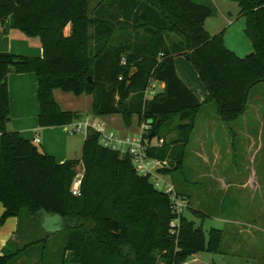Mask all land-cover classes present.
<instances>
[{"label": "trees", "instance_id": "trees-1", "mask_svg": "<svg viewBox=\"0 0 264 264\" xmlns=\"http://www.w3.org/2000/svg\"><path fill=\"white\" fill-rule=\"evenodd\" d=\"M231 1L251 44L244 55L226 46L224 28L213 34L205 29V18L214 13L205 2L100 0L90 12L88 0H0V23L10 17L13 28L37 36L42 48L40 57L0 51V223L27 214L41 225L47 214L65 224L20 248H5L0 264H9L34 244L40 248L39 261L46 264L47 242L56 232L62 234V251L69 250L78 264H181L198 251H219L222 229L210 227L205 233L184 213L174 239L167 194L154 187L149 174L135 170L130 154L103 146L97 131L85 134L79 158L58 163L10 130L7 76L35 73L39 126L81 118L59 106L54 88L91 94L95 116L119 113L128 125L136 114L163 140L149 144L147 156L171 165L163 173L178 170L200 108L212 101L222 120L233 121L245 111L250 89L264 82V0ZM176 55L190 61L202 80L207 91L202 100L178 76ZM153 81L163 88L145 98ZM173 117L177 138L164 142L160 132ZM262 130L264 135V113ZM78 163L83 166L80 194L73 195L70 185ZM255 264H264V252Z\"/></svg>", "mask_w": 264, "mask_h": 264}, {"label": "rangeland", "instance_id": "rangeland-1", "mask_svg": "<svg viewBox=\"0 0 264 264\" xmlns=\"http://www.w3.org/2000/svg\"><path fill=\"white\" fill-rule=\"evenodd\" d=\"M195 1L201 2L200 0ZM98 2L99 0H88L90 12ZM204 2L208 3V1ZM225 3L226 6H224V8L228 11L224 14L219 11L221 8L218 9L212 3H208L212 4L214 8V13L209 16L205 22V26L212 32L211 34H213L216 30H221L224 27L226 28V25L228 24V16L231 18V21L235 22L236 20V13L234 11L236 6L235 2L227 0ZM235 27L236 25H233V27L230 28V31ZM190 65L197 83V72L191 63ZM198 81H200L201 84L203 83L200 78H198ZM157 87L158 86H156V88ZM263 113L264 82H259L250 89L245 111L233 121L222 120L217 112L214 102L211 101L204 104L197 112V122L193 131L190 132L186 142L184 158L180 169L163 173V168L171 166L169 163V166H163L157 169V171L162 174H158L160 177H163V179H166L171 183L172 179L178 187L190 185L193 190L195 189L197 202L199 203L197 206L205 208L208 212H210L209 216L200 217L198 215H194L191 210H189L186 211L187 217L191 218L196 225H200L205 233L210 227L223 228L225 231L223 244L220 245L219 251H198L187 257L185 261H187L188 264H252L250 258L253 256L254 258H257L256 255L259 256L264 252ZM177 121V117H173L169 123L163 125L160 134L162 135L164 142L177 138V132L174 128ZM101 128L103 131H112L111 129H107L103 124ZM232 129L235 131L244 130L250 135L249 147H247L246 143L239 142L238 145H234L233 148L227 151V142L229 137L230 139L232 138L229 136L231 134L230 130ZM135 130V126L132 125L128 134L138 135L139 129H137V131ZM149 133H151V131L148 128H144V135L146 137ZM84 135V133H80V136ZM152 138H154V136ZM240 138L244 139L245 136L239 137V139ZM203 140L206 143L205 146L207 149H210L211 145H216V152H214V155L218 156V164L213 170V176L216 178L218 177V180H214V177H198V170L203 169L193 167L194 161L196 160V146L198 151L200 142ZM76 169L77 174L79 173L82 177V164L78 163ZM196 173L197 178L195 176ZM246 176L250 178L249 185L247 188L239 190L240 188L238 187V182L244 180ZM225 177L233 180L232 183L234 185L230 186L228 189H224L223 182ZM250 196H254L253 202L252 200H249ZM221 201H223L224 208L222 211H219L221 210L219 209L222 203ZM257 209L260 211L259 218L252 215L253 212L257 211ZM218 214L238 218L239 220L244 219V221L252 218L255 222L253 224L258 226L259 229H255L250 225H246L247 227H245V225H238L240 228H244L245 230L243 232L231 234L228 228L229 225L224 224L218 218L214 217ZM26 215L27 214H23L20 218V226L22 228L26 223ZM31 219L35 229L34 237L37 239L43 235L42 229L44 227H49L50 224H48V218L45 215L41 216V225L40 223L38 224L34 218ZM30 226L32 227V224ZM61 235L62 234L60 232H56L53 237L49 238L47 242V249L45 251L46 264H59L60 252L62 250ZM233 239L244 241L242 246L235 248V252L228 249ZM27 255L29 256V254ZM194 255L198 261L192 260Z\"/></svg>", "mask_w": 264, "mask_h": 264}, {"label": "crops", "instance_id": "crops-1", "mask_svg": "<svg viewBox=\"0 0 264 264\" xmlns=\"http://www.w3.org/2000/svg\"><path fill=\"white\" fill-rule=\"evenodd\" d=\"M100 1V0H99ZM201 2L208 1V3H212L222 14L227 12L224 6H226L227 0H200ZM235 2V1H233ZM236 4V2H235ZM239 8L236 4L235 13L237 15ZM230 14V13H229ZM235 15V16H236ZM209 17L205 18L203 26L205 29L211 34L212 32L205 26V22ZM236 18V17H235ZM11 18H7L5 22L0 23V51H7L14 54L29 56V57H40L42 55V48L37 36H27L22 31L13 28L11 26ZM227 25L224 27V41L227 47L232 49L238 55H244L251 50V44L249 40L243 34V19L236 18L235 22L231 21L229 16L227 17ZM236 25L235 28H230ZM219 30H216L217 32ZM65 33L70 32V24H67L64 29ZM214 32V33H215ZM173 38H176V34H171ZM176 36V37H174ZM175 70L178 76L183 80V82L196 94L199 99H203L206 95V88L204 85L198 81L197 74V83L195 79V75L191 69L190 61H188L183 55H176L173 58ZM7 86H8V97H9V122L8 128L13 131L19 132V134L32 142L35 137L39 138L38 142H34L35 145L43 152L52 155L56 162L61 163L66 159L79 158L81 155V146L82 142L85 138L84 136H80V133H69L67 131V125H59V126H39L37 123V116L39 113V103L36 96L37 90V78L34 72H22L15 73L9 72L7 76ZM156 86H158L156 88ZM163 88V83L159 81H155L153 83V93L156 91H160ZM53 97L59 106L62 109L77 111L81 113V118H87L90 122L98 123L100 127L102 124L105 125L107 129H111L118 137L120 138H131L138 136L143 132V127L146 126L143 123L138 122V116L136 114L131 115L130 123L128 125L125 124L123 117L119 113H110L95 116L91 112L93 96L91 94L81 93L78 95L73 94L70 91H63L60 88H54ZM197 115V114H196ZM196 116L194 119V126L196 125ZM134 125L136 130L139 129L138 135L128 134L130 127ZM102 129V128H101ZM192 129V131H193ZM231 133V134H230ZM230 137L228 138L227 151L233 148L234 145H238V143H246L247 147H249V134L247 132L240 130H230ZM245 136V138H240ZM152 143L154 140L151 141ZM197 144V142H196ZM205 141H201L198 147L196 146V160L194 161L193 167L203 170H198V177H207L212 178L213 170L216 168L218 164V156L214 155L216 152V145H211L210 149L206 148ZM208 169V170H206ZM168 175V174H165ZM197 178V173L195 174ZM218 178V177H217ZM214 177V180H218ZM171 179V177H170ZM252 180V179H251ZM172 183L175 186L177 192L181 195H184L189 202L188 208L184 211L186 215V211L190 209H197L204 214V216H209L210 212L205 208H200L199 203L197 202V194L195 193V189L193 190L190 185H185L184 187H178L175 185L174 181L171 179ZM232 179H227L223 182L224 189H228L230 186L234 185L232 183ZM250 178L246 176V178L240 182H238L239 190L243 188H247L249 185ZM254 196H250L249 200L253 202ZM221 206L219 207V211H222L223 201H221ZM3 211V206L0 202V215ZM259 210L253 212L252 215L254 217L259 218ZM26 223L23 228L20 226V218L21 216H9L7 217L3 223H0V254L4 251L5 248L14 249L20 248L25 243L32 241L35 239V229L33 227V218L30 215H26ZM50 217L48 220L49 227L43 228V232L46 230H51L55 222L58 220V216L56 215H45ZM187 216V215H186ZM213 216V215H212ZM31 217V218H30ZM218 218L224 224L229 225V232L231 234L237 232H243L245 229L240 228L238 225H250L255 229H259L258 226L254 225V219L249 218L250 220L244 221V219H238L233 217H228L222 214H218L214 216ZM191 219V218H190ZM252 223V224H250ZM32 224V227L30 226ZM233 225V226H231ZM223 231L221 244H223L224 238V229L220 228ZM244 241H238L237 239H233L231 241V245L229 246V250L236 251L235 248L238 246H242ZM38 244H34L30 246V248L26 249L25 252L19 254L14 260H12L9 264H41L39 261V250ZM59 264H78L74 263L71 260V252L69 250H65L60 252ZM29 254V256L27 255ZM31 255V256H30ZM253 255V254H252ZM260 256V255H259ZM256 257H258L256 255ZM252 264L256 263V258L254 256L250 258Z\"/></svg>", "mask_w": 264, "mask_h": 264}, {"label": "built area", "instance_id": "built-area-1", "mask_svg": "<svg viewBox=\"0 0 264 264\" xmlns=\"http://www.w3.org/2000/svg\"><path fill=\"white\" fill-rule=\"evenodd\" d=\"M120 62L121 64L125 63L124 57L121 58ZM154 82L155 81H153L150 86L145 89V98H149L151 95H153ZM67 126V131L69 133L86 134L89 130L97 131L99 142L103 146L117 150L120 153L130 154L135 170L140 174H149L154 187L167 194L169 198L170 209L173 214V217L169 221V233L174 239H176L179 231V218L189 206L188 199L184 195L177 193L171 182L158 175L161 173H159L157 169L163 166H168L167 161L151 158L146 154V149L149 144L160 145L163 140L154 137L152 138L155 141L154 143L151 142L152 139L149 141L148 138L143 135L144 128H147V125L143 127V132L141 134L131 138H120L112 131H103L98 123L90 122L87 118L73 120L70 124H67ZM33 141L38 142L39 138L35 137ZM80 183L81 176L79 173H76L70 185V192L73 195L80 194ZM192 260L198 261L195 255L193 256ZM181 264L188 263L187 261H183Z\"/></svg>", "mask_w": 264, "mask_h": 264}, {"label": "water", "instance_id": "water-1", "mask_svg": "<svg viewBox=\"0 0 264 264\" xmlns=\"http://www.w3.org/2000/svg\"><path fill=\"white\" fill-rule=\"evenodd\" d=\"M153 136H154V133L153 132L149 133L147 135L148 140L151 141V139H152ZM46 217L49 220L50 217H48V216H46ZM64 226H65V224H64L63 219L58 216V220L53 225L54 228H52L51 230H47V231L52 232V231H55V230L59 229L60 227H64Z\"/></svg>", "mask_w": 264, "mask_h": 264}]
</instances>
